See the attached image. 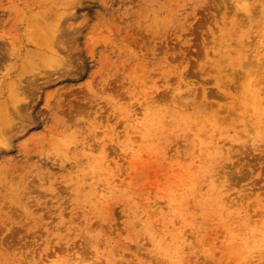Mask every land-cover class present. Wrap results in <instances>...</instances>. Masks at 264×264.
Masks as SVG:
<instances>
[{
	"label": "rangeland",
	"instance_id": "rangeland-1",
	"mask_svg": "<svg viewBox=\"0 0 264 264\" xmlns=\"http://www.w3.org/2000/svg\"><path fill=\"white\" fill-rule=\"evenodd\" d=\"M0 264H264V0H0Z\"/></svg>",
	"mask_w": 264,
	"mask_h": 264
}]
</instances>
